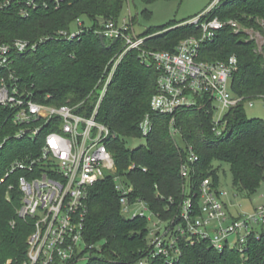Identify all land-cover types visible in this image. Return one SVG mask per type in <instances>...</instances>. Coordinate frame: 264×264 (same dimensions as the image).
<instances>
[{"label": "trees", "instance_id": "1", "mask_svg": "<svg viewBox=\"0 0 264 264\" xmlns=\"http://www.w3.org/2000/svg\"><path fill=\"white\" fill-rule=\"evenodd\" d=\"M124 2L70 0L59 10L37 11L26 19L0 12V41H35L53 36L58 30L68 29L80 16L94 21L117 19ZM213 17L234 20L264 33V0H226L207 15ZM184 22L150 29L140 36L146 37V48L171 52L185 38L200 36L201 31L194 24L180 25ZM246 38L243 31L234 32L225 26L213 40L202 44L199 59L221 61L235 55L238 71L232 76L230 89L236 96L256 100L260 98L256 95L264 96V59L255 52L254 42ZM122 49L120 40H103L93 33L69 42L47 41L35 53L16 55L12 72L19 87L35 99L55 105H76L79 112L89 115L106 67ZM155 92L156 72L143 64L138 52L129 51L118 64L96 115V120L115 137L106 144L119 178L125 177L132 188L131 199L143 200L162 219L175 214L182 199L179 167L189 148L198 157L196 174L191 179L194 186L210 177L218 188L217 170L212 164L225 162L230 167L233 186L245 197L253 195L264 182V120L249 119L242 103L225 113L215 131L213 110L206 101L205 108L176 113L179 135L172 137L169 116L151 113L150 100ZM146 114H150L153 122L151 132L144 144L127 148L124 139L140 137L138 125ZM6 115L7 111L0 108V143L17 130L3 125ZM36 141L9 139L4 144L0 150V179L14 159L36 150L33 146ZM16 176L0 183V262L10 259L12 264L24 260L31 232L30 223L19 218L15 211L20 203ZM115 186L113 177L107 176L90 189L83 230L86 249L92 253L87 264H135L148 253V223L144 218L129 219L120 213ZM180 248L181 254L172 264H264V234L257 231L248 236L242 252L227 246L217 251L204 241L194 245L180 242ZM151 264L167 263L156 257Z\"/></svg>", "mask_w": 264, "mask_h": 264}, {"label": "built area", "instance_id": "2", "mask_svg": "<svg viewBox=\"0 0 264 264\" xmlns=\"http://www.w3.org/2000/svg\"><path fill=\"white\" fill-rule=\"evenodd\" d=\"M69 1L0 0V12L26 19L37 11L59 10ZM224 1L211 0L198 17L180 24H194L201 33L199 37L190 36L180 41L171 52L146 48V37L133 31L130 13L129 23L126 19L119 23L118 18L97 21L87 18L88 21L83 22L78 17L72 22L73 29L58 30L53 36L35 41H0V108L7 111L3 125L17 128L3 139L0 150L9 139L37 140L33 145L36 150L14 159L0 179V183H4L17 175L20 203L16 214L31 226L25 258L19 264H77L83 259L78 242L83 241L90 189L107 176L113 177L114 182L119 178L106 144L115 137L108 127L96 120V115L113 74L127 52H138L143 64L156 72V92L151 97L150 110L156 115L169 116L172 137L179 135L175 127V115L179 110L202 109L208 101L217 131L227 111L242 103L253 106L254 100L236 96L230 89L232 76L238 71L235 55L221 61L199 59L202 44L213 40L219 30L225 26L234 32L239 30L234 20L207 18ZM86 33L123 43L121 52L109 68L106 67L102 87L89 115L79 112L76 105H55L35 99L19 87L12 72L16 55L35 53L47 41L78 40ZM259 99L264 105V96ZM216 114L219 117L214 119ZM152 126L151 116L146 114L138 125L140 138L145 139ZM197 161L198 157L189 148L179 167L182 199L175 214L167 219L153 213L143 200L131 199V187L115 186L119 192L120 213L129 219L144 218L148 223L149 250L135 264H151L156 257L172 264L181 254L180 242L194 245L204 241L217 251L227 246L242 252L248 236L255 232L253 223L264 220V210L233 218L224 200L228 193L214 187L210 177L194 186L191 179L196 174ZM12 187L10 184L8 189ZM0 264H12V260Z\"/></svg>", "mask_w": 264, "mask_h": 264}, {"label": "rangeland", "instance_id": "3", "mask_svg": "<svg viewBox=\"0 0 264 264\" xmlns=\"http://www.w3.org/2000/svg\"><path fill=\"white\" fill-rule=\"evenodd\" d=\"M211 0H152L144 2L142 0H125L119 16L118 21L121 23L124 19L129 23V13L132 17L131 24L133 31L137 35H143L147 30H157L167 26L170 23L189 22L195 17H198L203 11L207 9ZM83 22H87L86 16H80ZM228 21V20H227ZM184 22V23H186ZM74 28V23L70 25ZM238 31H243L247 38L246 41H253L255 44V52L261 54L264 59V33H260L252 28H246L241 23H238ZM261 97L260 95H256ZM256 98L255 96H253ZM253 99V98H252ZM253 106L244 107L245 114L249 119L264 120V105L261 99H256ZM219 114H216L214 119H217ZM125 146L129 149L138 147L144 144L143 138H126L124 139ZM213 168L217 170L218 189L228 193L226 202L228 203V212L233 218L247 217L254 215L257 212L264 210V182H262L257 191L250 197H245L240 193L232 183V176L230 167L225 162H215L212 164ZM116 176L119 177L116 171ZM130 186L125 177H120L115 180V185ZM10 203V199L6 197ZM18 207H15V211ZM254 231L264 234V220L253 223ZM78 247L83 252V259L77 264H87L91 257V251L86 249L83 241L78 242ZM99 245L96 248L98 249Z\"/></svg>", "mask_w": 264, "mask_h": 264}, {"label": "water", "instance_id": "4", "mask_svg": "<svg viewBox=\"0 0 264 264\" xmlns=\"http://www.w3.org/2000/svg\"><path fill=\"white\" fill-rule=\"evenodd\" d=\"M102 41V40H101Z\"/></svg>", "mask_w": 264, "mask_h": 264}]
</instances>
